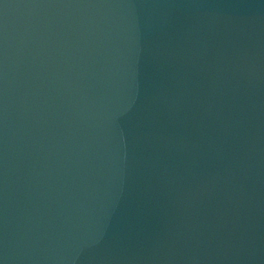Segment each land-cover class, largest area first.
Here are the masks:
<instances>
[{"label": "water", "instance_id": "95a60500", "mask_svg": "<svg viewBox=\"0 0 264 264\" xmlns=\"http://www.w3.org/2000/svg\"><path fill=\"white\" fill-rule=\"evenodd\" d=\"M0 264H264V0H0Z\"/></svg>", "mask_w": 264, "mask_h": 264}]
</instances>
